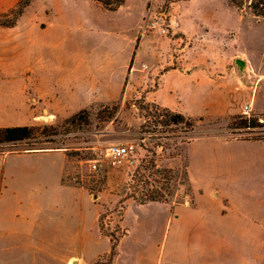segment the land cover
<instances>
[{"label": "rangeland", "instance_id": "rangeland-1", "mask_svg": "<svg viewBox=\"0 0 264 264\" xmlns=\"http://www.w3.org/2000/svg\"><path fill=\"white\" fill-rule=\"evenodd\" d=\"M18 1L0 0V13ZM125 1L124 9L107 12L97 3L95 7L75 0H32L13 27L0 26V126L55 128L53 142L42 147L62 152V181L85 190L89 220L95 217L101 234L115 240L116 246L125 233L121 224L125 207L150 203H140L143 194L157 190L165 199L157 203L168 204L171 212L176 205L193 203L194 194L186 192L180 178L187 172L192 143L214 146L243 137L224 127L232 115L253 113L243 107L255 91L256 107L264 112V18L236 9L229 0H147L134 6L131 34L118 32L119 23L122 28L128 25L125 10L136 2ZM83 17L87 20L81 21ZM158 17L165 19L164 34L149 26ZM70 45H80L76 51L89 63L100 59V51L120 45L112 61L116 70L111 76L102 74L104 87L120 84L118 99L78 109L64 97V49ZM165 110L189 118L193 129L184 134L181 124L158 123L167 120ZM78 113L76 120L68 121ZM121 144L135 147V160L111 167L108 148ZM22 148L9 146L0 154ZM232 148L227 152L260 155L259 149ZM44 160L61 162L59 155ZM240 166L242 183L219 184L212 198L226 194L232 210L241 208L248 217L264 222V193L248 194L258 184L248 177V161L241 159ZM167 169L171 172L160 171ZM149 214L141 216L146 224L154 219ZM230 235L238 244L232 257L243 252L249 264H264V227L249 231L246 239L234 230ZM93 251L87 250V257ZM117 254L115 247L112 258L108 253L89 264H111ZM158 254V249L126 247L119 264H155ZM70 262L88 264L80 258Z\"/></svg>", "mask_w": 264, "mask_h": 264}, {"label": "crops", "instance_id": "crops-1", "mask_svg": "<svg viewBox=\"0 0 264 264\" xmlns=\"http://www.w3.org/2000/svg\"><path fill=\"white\" fill-rule=\"evenodd\" d=\"M75 1L95 7L98 4L104 9L91 0ZM145 1L136 0L132 9L125 10L123 16L128 25L122 28L119 23L118 32L123 29L121 32L134 34V6ZM125 3L115 11L104 10L118 12L126 7ZM85 20L86 17L81 18ZM79 46L64 49V97L78 109L92 102H114L120 96L121 86L117 82L104 87L102 74L111 76L116 70L112 61L120 45L100 51V59L92 63L84 53L76 51ZM255 97L256 91L249 102V112L260 113ZM190 147L187 178L194 194L193 203L176 205L172 212L163 203L128 204L121 221L125 233L118 239L119 254L111 264H119L126 247L158 249L155 264H249L242 251L232 257V249L238 244H233L230 234L234 230L246 236L249 231L263 228L264 222L248 217L241 208L232 210L228 195L220 192L212 198V191L219 184H241L245 175L240 163L244 159L248 161V177L258 184L256 191L248 194L264 193V143L231 140L214 146L210 142H195ZM230 147L259 149L260 155L228 153ZM213 151L217 155L209 158L208 154ZM54 155H59V165L44 160ZM62 157L61 151L49 149L0 154V264H71L73 258L89 264L110 252L109 237L101 234L95 217L88 218L85 190L62 181L65 173ZM148 211L154 219L146 224L141 216H146ZM232 220L237 224L232 225ZM87 250H94L90 257Z\"/></svg>", "mask_w": 264, "mask_h": 264}, {"label": "trees", "instance_id": "trees-1", "mask_svg": "<svg viewBox=\"0 0 264 264\" xmlns=\"http://www.w3.org/2000/svg\"><path fill=\"white\" fill-rule=\"evenodd\" d=\"M32 0H19L17 4L7 13H0V26L11 28L15 25L18 18L23 14L24 9L29 5ZM99 3L107 11L117 10L125 0H91ZM230 4L238 10L246 9L253 16L264 18V0H229ZM82 111L81 113H84ZM164 120L161 125L167 126L169 124L183 125L184 134L193 129L190 119L186 118L180 113L165 110ZM80 116V113L74 114L68 121L73 122ZM201 120V119H199ZM51 130L52 132H50ZM225 132L230 134H238L243 137L235 138L237 140L246 141H260L264 143V112L263 113H250V114H236L228 118ZM57 132L51 125L43 126H29V125H14V126H0V152H4L6 147L22 146L21 150H47L42 147L43 144L52 143V137L56 136ZM155 168V165H151ZM159 171V170H156ZM170 173L171 170H160ZM167 177H164L166 179ZM181 185L185 187L186 192H191V188L187 178V172L180 176ZM133 198V197H132ZM134 199V198H133ZM165 201L163 195L157 190H152L143 194L140 203ZM116 243L115 240L111 241V248L109 252L110 258L114 256Z\"/></svg>", "mask_w": 264, "mask_h": 264}, {"label": "built area", "instance_id": "built-area-1", "mask_svg": "<svg viewBox=\"0 0 264 264\" xmlns=\"http://www.w3.org/2000/svg\"><path fill=\"white\" fill-rule=\"evenodd\" d=\"M164 22L165 19H161V17L153 18L149 26L152 28L157 26L158 31L164 34L167 31L166 28H163ZM243 110L245 112H249L250 105L249 104L245 105L243 107ZM106 156L108 158V164L111 167H118L123 164L133 163L136 156L135 147L132 144L114 145L108 148V152ZM91 168L93 170H96L97 169L96 164H92ZM71 264L73 263L71 262ZM80 264H84V263H80Z\"/></svg>", "mask_w": 264, "mask_h": 264}, {"label": "water", "instance_id": "water-1", "mask_svg": "<svg viewBox=\"0 0 264 264\" xmlns=\"http://www.w3.org/2000/svg\"><path fill=\"white\" fill-rule=\"evenodd\" d=\"M236 64L239 66H243V62L241 60H236Z\"/></svg>", "mask_w": 264, "mask_h": 264}]
</instances>
